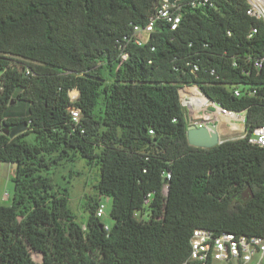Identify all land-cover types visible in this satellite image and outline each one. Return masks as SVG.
I'll return each instance as SVG.
<instances>
[{"label": "trees", "instance_id": "16d2710c", "mask_svg": "<svg viewBox=\"0 0 264 264\" xmlns=\"http://www.w3.org/2000/svg\"><path fill=\"white\" fill-rule=\"evenodd\" d=\"M161 1L0 0V162L17 164L0 264H183L196 229L264 239V147L249 142L264 125V23L244 0H183L176 30L157 19L134 44ZM186 87L244 114L245 137L191 147ZM78 157L99 171L85 224L51 178Z\"/></svg>", "mask_w": 264, "mask_h": 264}, {"label": "built area", "instance_id": "2783aa9c", "mask_svg": "<svg viewBox=\"0 0 264 264\" xmlns=\"http://www.w3.org/2000/svg\"><path fill=\"white\" fill-rule=\"evenodd\" d=\"M244 1L248 6L247 15L264 23V0ZM217 2L218 0H190L188 4L193 8L210 7L216 9ZM182 10L183 0H162L155 16L150 19L148 25L144 28L134 27L132 36L134 44L143 46L147 43L157 19L168 21L171 24V30H176L181 23ZM252 33L256 34L257 30L253 29ZM126 58L127 56L124 55L123 59L125 60ZM255 67L257 69L264 67V57L260 61L255 62ZM236 95H238V92H236ZM210 103L211 105L204 111L208 112L209 108L212 107L214 116L216 113L220 114V116L227 114L242 115L227 111L215 103ZM70 113L73 122L79 124L81 119L80 111L76 108H71ZM243 124H245V117L243 118ZM249 142L252 145L264 147V125L254 130ZM164 192L165 194L168 193V187H165ZM104 214L105 207L101 206L97 211V216L102 218ZM183 264H264V239L237 236L231 233L215 235L205 229H196L190 240V256Z\"/></svg>", "mask_w": 264, "mask_h": 264}, {"label": "rangeland", "instance_id": "374dc122", "mask_svg": "<svg viewBox=\"0 0 264 264\" xmlns=\"http://www.w3.org/2000/svg\"><path fill=\"white\" fill-rule=\"evenodd\" d=\"M194 88L198 90L197 87ZM78 94L76 97L70 95L71 99H77ZM181 103L183 105L182 101ZM206 105H208V103ZM183 107L188 125L204 127L207 123L214 124L218 128L221 135V141L223 142L245 137V124H243L237 131L230 132L222 122L218 123V119L221 121L222 117L218 118V115L214 116V109H212V107L209 108L210 110L208 112L204 110H200L199 112L198 110L196 113H192V111H190L185 105H183ZM241 116L243 118L245 117L244 114ZM12 169H14L12 164L0 162V205L10 206L12 204L15 190L14 183L10 176ZM98 175L99 171L96 167L89 166L84 159L79 157L75 159L74 164L65 163L64 166H58L51 175L55 191L63 188L69 189V207L76 215L80 224H85L88 218V213L85 212L86 210L84 209L83 204L87 199V196L94 197L96 195L95 185L98 180ZM101 206L105 207V214L102 217V222L107 228L111 227L113 224L110 217L112 201L107 198H101L100 207ZM142 218L146 219V214L143 215ZM32 258L36 263H41V255L33 254Z\"/></svg>", "mask_w": 264, "mask_h": 264}, {"label": "bare ground", "instance_id": "6f19581e", "mask_svg": "<svg viewBox=\"0 0 264 264\" xmlns=\"http://www.w3.org/2000/svg\"><path fill=\"white\" fill-rule=\"evenodd\" d=\"M180 97H181V101L183 102V105L188 107L189 110L192 111V113H196V111L198 110H206L208 109L207 107L211 105L210 101L194 87H186L181 89ZM207 103L208 105H206ZM217 115L218 118L222 117L221 121L218 119V123L222 122L230 132L237 131L243 125V118L241 116H235L233 114L220 116V114L216 113V116ZM209 126L217 127L214 124L207 123L206 127Z\"/></svg>", "mask_w": 264, "mask_h": 264}, {"label": "water", "instance_id": "95a60500", "mask_svg": "<svg viewBox=\"0 0 264 264\" xmlns=\"http://www.w3.org/2000/svg\"><path fill=\"white\" fill-rule=\"evenodd\" d=\"M7 133L8 132L6 131L5 134ZM187 141L191 147L206 150L213 149L223 143V141H221L219 130L214 126L197 127L195 125H189L187 128ZM12 166L14 169L17 168V164H12ZM252 197L253 194L250 188H247L242 193V199L244 201H248Z\"/></svg>", "mask_w": 264, "mask_h": 264}, {"label": "crops", "instance_id": "0c3cea01", "mask_svg": "<svg viewBox=\"0 0 264 264\" xmlns=\"http://www.w3.org/2000/svg\"><path fill=\"white\" fill-rule=\"evenodd\" d=\"M220 136H221V135H220ZM14 172H15V169H12V172H11V174H10L11 178H13V176H14Z\"/></svg>", "mask_w": 264, "mask_h": 264}]
</instances>
